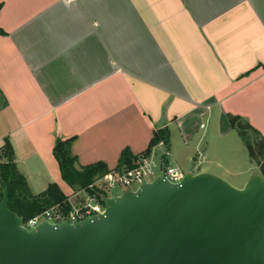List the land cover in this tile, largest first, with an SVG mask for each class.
<instances>
[{
	"label": "crops",
	"instance_id": "0c3cea01",
	"mask_svg": "<svg viewBox=\"0 0 264 264\" xmlns=\"http://www.w3.org/2000/svg\"><path fill=\"white\" fill-rule=\"evenodd\" d=\"M0 5V119L19 125L0 148L7 138L32 196L51 183L73 192L52 154L58 139L75 138L77 168L102 162L110 171L156 132L169 141L172 126L186 144L206 128L224 139L236 117L264 141V0ZM240 168L224 173L245 176L244 185L259 174L251 161Z\"/></svg>",
	"mask_w": 264,
	"mask_h": 264
},
{
	"label": "water",
	"instance_id": "95a60500",
	"mask_svg": "<svg viewBox=\"0 0 264 264\" xmlns=\"http://www.w3.org/2000/svg\"><path fill=\"white\" fill-rule=\"evenodd\" d=\"M99 197L102 214L27 231L5 187L0 264H264V177L256 171L240 189L191 171L177 185L160 175Z\"/></svg>",
	"mask_w": 264,
	"mask_h": 264
},
{
	"label": "trees",
	"instance_id": "16d2710c",
	"mask_svg": "<svg viewBox=\"0 0 264 264\" xmlns=\"http://www.w3.org/2000/svg\"><path fill=\"white\" fill-rule=\"evenodd\" d=\"M3 34L4 32L0 30V35ZM230 123L232 128L237 131L243 140L248 150L251 163L253 165H261L260 173L264 177V166H262L264 164V141L255 130L241 122L239 118L231 117ZM247 132L253 136L251 139H255V145L259 152L258 155L254 153L253 145L249 142L250 139L247 136ZM74 139V137L58 139L52 150V154L58 164L59 173L63 182L72 191H77L87 189L96 177L102 176L110 172V170L102 162L77 168V159L71 152V143ZM161 142L168 148L169 141L166 131L156 132L149 142L147 149L140 155L135 156L129 149H124L120 154L117 167L114 170L132 167L135 159L148 155L151 149ZM260 159L261 162H259ZM5 187H7L9 194L8 208L24 221L40 213L43 209L61 204L67 199V196L62 193L55 183L49 184L40 194L32 196L29 193L25 178L17 171L14 162V153L7 139H5L3 146L0 148V197Z\"/></svg>",
	"mask_w": 264,
	"mask_h": 264
},
{
	"label": "built area",
	"instance_id": "2783aa9c",
	"mask_svg": "<svg viewBox=\"0 0 264 264\" xmlns=\"http://www.w3.org/2000/svg\"><path fill=\"white\" fill-rule=\"evenodd\" d=\"M163 145L161 142L153 147L148 155L135 159L130 168L113 170L96 177L87 189L72 192L63 203L43 209L27 221L23 220L22 227L30 231L44 222L52 225L68 222L74 225L91 219L104 211L99 195L110 197L105 192L111 189H120L123 193L134 192L140 185L150 183L160 175H163L170 184H180L184 174L177 167L169 166L168 154L162 153L159 160L155 161V150Z\"/></svg>",
	"mask_w": 264,
	"mask_h": 264
},
{
	"label": "rangeland",
	"instance_id": "374dc122",
	"mask_svg": "<svg viewBox=\"0 0 264 264\" xmlns=\"http://www.w3.org/2000/svg\"><path fill=\"white\" fill-rule=\"evenodd\" d=\"M17 126L19 125L10 123V118H1L0 136H3L2 134L7 130V128L13 129ZM170 129L171 131L169 133V147L167 148L165 145H163L156 148L155 161H158L161 154L165 153L168 154L167 160L169 166L177 167L183 174L191 171L193 172V174H198L199 172H207L209 174H213L223 178L235 188L240 189L244 187V180L246 178L245 176H229L224 173V169L230 171H239L241 170L240 167L250 165L248 150L245 144L242 142L241 138H239V135L236 131H233L230 136L221 139L216 134V130L208 132L207 128L206 130L201 129L198 131L195 139L193 141H189L186 144L175 126H172ZM247 136L250 139L249 142H251V145H253L255 155H258L259 152L255 145V139H251L253 136L249 132H247ZM204 147L206 148L205 155L203 156V159H199V151ZM259 162H261V159L259 160ZM253 166L262 176V174L260 173L261 165L254 164ZM262 166H264V164ZM34 168L35 172H42L40 170L39 164L35 165ZM156 173L158 174V171H156ZM131 189L135 190L136 188ZM105 193L110 197H116L122 195L123 190L111 189Z\"/></svg>",
	"mask_w": 264,
	"mask_h": 264
}]
</instances>
